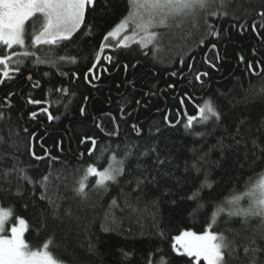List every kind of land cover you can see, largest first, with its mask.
Returning <instances> with one entry per match:
<instances>
[{"label": "trees", "instance_id": "obj_1", "mask_svg": "<svg viewBox=\"0 0 264 264\" xmlns=\"http://www.w3.org/2000/svg\"><path fill=\"white\" fill-rule=\"evenodd\" d=\"M114 5L116 16L121 17L127 14L130 0H114ZM212 10L215 8L209 9ZM226 10L227 15L221 14L209 21L220 29L219 40H209L205 35L201 13L198 26L189 20L187 25L170 29L158 50L153 45L141 48L137 44L127 49H112L121 64H132L137 60L140 64L125 73L122 67L103 62L95 72L98 79L92 84L85 82L83 75L78 80H69L68 77H60L58 71L49 65L37 67L31 61L27 62L34 79H41L42 73L49 72L53 83L58 86L62 83L70 89L68 94H49V77L41 79L40 89H33L26 75L9 82L18 95L12 99L11 108L5 111L8 118L0 120V136L4 138L0 153L18 156L21 166H30L28 175L34 180L49 174V195L60 205L58 216H49L45 227H39V217L29 221L24 238L31 249H41L50 241L49 251L63 264H197L194 258L177 255L173 251L174 236L182 230H205L212 222V213L218 208L224 209L218 213L217 224L214 225L218 231L239 232L243 236L264 226V221L258 217L247 218L245 224L244 218L227 215L228 211L246 206L244 194L259 180L264 167L221 169L212 163L218 159L219 149L209 151L210 146L225 135V128L240 120L248 121L242 132L251 130L255 135L256 129L264 131V75L260 73L264 65H257L254 72H250L239 60L241 55L247 61L264 60V29H258L257 34L249 27L250 22L264 24V18L259 16L264 11V0H229ZM89 22H93V17H89ZM202 38L206 40L205 45L199 43ZM211 43L217 44L221 55L215 69L204 63L205 54L216 62L215 52L209 51ZM97 49V39L88 38L85 42L84 33H81L76 40L65 43L56 52L60 56L80 58L79 65L62 63L60 70L86 71L85 58L94 56ZM188 64H194V68L189 69ZM197 71L209 72L208 77H203L202 88L193 80ZM172 72L178 75L171 76ZM128 81H133V84ZM168 84L176 87L169 89ZM5 90L0 88V93ZM149 90L155 95H142ZM185 91L196 97L195 104L198 105L203 104L201 97L213 99L223 112L224 122H193V128L186 130L183 109L187 108L188 115H196V111L191 102L180 105L179 98ZM29 96L49 103L29 104ZM85 96L89 100L86 115L81 116L79 109L85 106ZM136 100H141L142 104H135ZM121 106L133 115L129 117L119 112ZM41 107H48L49 112L58 118L49 120L47 114L40 112ZM33 111L38 113L36 118L30 116ZM165 115L181 121L175 129H168L164 138L173 144L179 156L176 164L183 181L180 197L192 196L200 189L193 201H180L174 195L162 197L163 189L157 191L154 186L134 193L128 185L134 174H126L117 182L105 181V186L99 188L94 187L97 177L89 176L86 196L77 195L73 189L78 187V181L89 165H95L99 170L107 166L117 167L129 147L138 156L149 142L147 130L151 127L154 133L153 125L163 129ZM112 117H115L114 121ZM137 123L145 129V135L139 139L131 128ZM96 124L101 127L97 128ZM114 132L119 134L110 135ZM196 132L211 135L201 137L195 135ZM85 135L96 140L91 155L88 152L93 148L91 141L81 143ZM13 143L16 147L11 146ZM114 152L115 160L112 159ZM205 153L208 154L207 163L200 160ZM11 163V159L6 157L4 164L8 166ZM193 165L199 166L200 171L197 172ZM133 166L125 165L129 169ZM205 174L214 182L212 189L200 188ZM237 196L241 197L239 201L235 200ZM172 199L180 202L179 209L171 205ZM198 203L204 207L189 215ZM0 205L4 208L12 206L16 209L14 216L20 215L21 202L5 200ZM39 205L40 208L48 207L43 201ZM160 232L164 235L161 236ZM124 253L131 255L125 258ZM242 260L241 254L235 264H241Z\"/></svg>", "mask_w": 264, "mask_h": 264}, {"label": "snow or ice", "instance_id": "obj_2", "mask_svg": "<svg viewBox=\"0 0 264 264\" xmlns=\"http://www.w3.org/2000/svg\"><path fill=\"white\" fill-rule=\"evenodd\" d=\"M228 2L229 0H130L127 14L117 17L114 11V0H0V88L6 89L0 93V99L3 100L0 104V120L8 118L5 116V111L11 108L12 99L18 95L9 84V82H14L18 76L25 77L26 75L33 89H40L41 79L49 77L48 83L51 85L48 89L49 94L55 92L64 95L70 92L64 84L61 83L58 86L53 83L49 72L42 73L41 79H34L33 73L28 69V61L37 67L49 65L58 71L60 77H68L69 80H78L83 75L85 82L92 84L93 80L98 79L95 72L103 62L116 68L122 67L125 73L129 71V68L134 70L140 64L139 60L132 64H121L112 53V49H127L137 44L141 48L153 45L158 50L168 29L179 28L186 20H192L194 26H198L197 22L201 19V13H203L205 35L209 40L212 38L219 40L220 29L209 21L212 17L227 15ZM210 8H215V10L209 11ZM259 16L264 18V11L260 12ZM89 17H93V22H89ZM239 27L243 28L244 25H239ZM249 27L259 34L257 30L264 29V24L250 22ZM81 33H84L85 42L88 38H95L98 41L95 55L85 58L87 59L84 65L86 71L81 73L60 70L59 65L62 63L79 65L80 58L60 56L56 52L65 43L76 40ZM117 37L120 38L113 43L114 38ZM199 43L205 45L206 40L202 38ZM209 51L215 52L216 62L205 54L204 63L215 69L221 60L217 44L211 43ZM106 52L109 54H104ZM239 60L245 63L246 69L250 72H254L257 65H264V60L247 61L243 55L239 57ZM183 63L181 59V64ZM187 67L193 69L194 64H188ZM104 71H107V68ZM260 73L264 75V67L260 68ZM170 75L177 76L178 73L172 72ZM208 76V71H197L193 80L202 88L203 77ZM128 83L131 85L133 81H128ZM167 87L174 89L176 85L168 84ZM142 95L151 97L155 95V92L149 90ZM262 95H264V90H262ZM83 99L85 106L79 109L81 116L86 115L89 97L85 96ZM201 99L203 100L202 105L195 104L196 97L187 91L179 98L180 105L191 102L196 111V115H188L187 108L183 109L186 116L184 123L186 130L193 128V122L204 124L212 120L220 124L225 120L222 110L213 99L204 97ZM27 103L40 105L49 103V101H41L29 96ZM135 104L141 105L142 101L136 100ZM118 110L129 117L133 115V113L126 112L125 106H121ZM40 112L47 114L49 120L58 118L49 112L48 107H41ZM37 115L35 111L30 113L32 118H36ZM112 119L114 121L115 117ZM162 123L164 124L163 129L153 125L154 133L151 127L147 130L149 142L138 156L129 147L123 158L118 161L117 167L99 170L95 165H89L85 170V175L78 181V187H74L73 190L79 196H86L85 190L89 176L97 177L94 187L99 188L105 186V181L117 182L126 174H134L133 179L128 181L134 193L154 186L157 191L163 189L162 197L174 195L179 197L180 201H193L200 189L192 196L180 197L183 181L179 177V166L176 164L179 156L173 144L164 138V133L168 129H175L181 121L174 120V118L169 119L165 115ZM247 123V120H240L239 123L225 128V135L220 136L216 143L210 146V152L219 149L218 159L212 162L214 166L221 169L238 167L240 170H244L245 166L249 169L264 167V131L256 129L255 135L251 134V130L248 133L242 132L241 129ZM96 127L100 128L101 125L96 124ZM131 128L138 139L145 135L143 125L132 124ZM24 131L27 132V129ZM118 134V132L110 133V135ZM195 135L204 137L211 133L196 132ZM88 141L93 144V148L88 150L91 155L95 149L96 140L85 135L81 143ZM2 143H4V138L0 136V144ZM11 146L16 147L14 143ZM240 149L243 151L241 152ZM32 155L35 156V153ZM207 155L205 153L200 160L207 163ZM6 157L11 159V165L4 164ZM35 159L40 160L41 157H35ZM112 159H116L115 152ZM21 164L18 156L0 153V202L13 200L21 202L22 205L19 208L20 215L17 216H14L16 209L12 206L8 208L0 206V264H58L57 259L49 251L50 241L44 243L41 250L33 251L24 238L25 232L29 229V221L34 217H39V227L43 228L49 216L57 217L59 214L60 205L49 195L50 175L46 174L39 180H34L28 175L30 166H21ZM126 164L134 166L129 169L125 167ZM193 167L197 172L200 171L199 166L193 165ZM187 171L186 166L185 172ZM213 183L208 174H205L200 188L212 189ZM37 192H39L38 196ZM244 195L250 198L248 206L228 211V217H242L245 224L249 217H258L264 221V173H261V180L249 188ZM240 199L239 196L235 197L237 201ZM41 201L46 202L48 207L40 208L39 202ZM170 203L177 209L181 207L177 199H172ZM203 207L202 203H198L189 215L196 214ZM37 209L39 211H36ZM223 211V208H218L217 212H213L212 222L208 223L207 228L201 233L183 231L175 236V242L171 245L173 251L177 255L194 258L197 264H203V262L206 264H235L241 254L243 256L241 264H264V226L243 236L239 232L218 231L214 225L217 224L218 213ZM13 218L16 223H13L10 229L6 228ZM8 232L10 235L7 234ZM160 235L163 236L164 233L160 232ZM130 255L131 253H124L125 258Z\"/></svg>", "mask_w": 264, "mask_h": 264}, {"label": "rangeland", "instance_id": "obj_3", "mask_svg": "<svg viewBox=\"0 0 264 264\" xmlns=\"http://www.w3.org/2000/svg\"><path fill=\"white\" fill-rule=\"evenodd\" d=\"M189 20H186V21H184L181 25H187V22H188ZM173 28V27H172ZM171 28V29H172ZM170 32V29H168L166 32H165V36H164V38L168 35V33ZM120 37H117V38H114V40L113 41H115L116 42V40L117 39H119ZM109 166H107V167H105V168H108ZM104 168V169H105ZM103 170V169H102ZM261 180V177L259 178V180L255 183V184H257L259 181ZM254 184V185H255ZM247 192H248V190H247ZM244 201L246 202V206L245 207H247L248 206V204H249V202H250V198L248 197V196H245L244 198ZM1 206V205H0ZM15 221V220H14ZM13 223H16V221L15 222H9L7 225H6V228H9L10 229V227L12 226V224ZM183 231H191V230H182V231H180L178 234H176L175 236H177V235H179L181 232H183ZM192 232H195V231H192ZM202 231H199V232H196L197 234H199V233H201ZM7 234H9L10 235V232H8ZM174 236V237H175ZM175 241L173 240V243H174ZM42 249V248H41ZM41 249H32L33 251H37V250H41ZM58 264H63V263H61V262H59L58 261Z\"/></svg>", "mask_w": 264, "mask_h": 264}]
</instances>
